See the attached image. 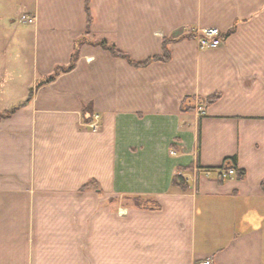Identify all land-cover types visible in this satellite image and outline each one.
I'll return each instance as SVG.
<instances>
[{"label": "crops", "instance_id": "crops-1", "mask_svg": "<svg viewBox=\"0 0 264 264\" xmlns=\"http://www.w3.org/2000/svg\"><path fill=\"white\" fill-rule=\"evenodd\" d=\"M86 3L0 0V264H264V0H88L37 84Z\"/></svg>", "mask_w": 264, "mask_h": 264}, {"label": "trees", "instance_id": "trees-1", "mask_svg": "<svg viewBox=\"0 0 264 264\" xmlns=\"http://www.w3.org/2000/svg\"><path fill=\"white\" fill-rule=\"evenodd\" d=\"M86 10H87L86 32L84 33V35L78 37L75 40L74 48H73V51H72L71 56H70V61L67 64H57L54 67L53 71L51 73H49L48 75H45L44 77H42L37 82V84H42L44 82H49V81L53 80L54 78H56V76L58 74H60L61 72L68 71V70H70V69H72L74 67V65L76 63V60H77V58L79 56L80 44L88 39V36H87L86 33H89V31L91 30L90 29L91 14H90V11H89L88 0H87V3H86ZM231 31H232V29L229 30V32H231ZM186 33H187L188 36H195V33L192 32V31H188ZM169 40H172V38H165L164 39V42H163V53L162 54L152 56L149 59H146V60L140 61V62L139 61H134L127 53H125L121 49H119L115 43L109 42L107 40V38L102 37L100 39L95 40V42L99 43L100 45L104 46L105 48H108L114 55L125 57L132 64L139 66V65H144V64L148 63L149 61H151L153 59H163V60L168 59L169 58V54H170L169 53V49H168V41ZM218 97H219V94L218 93H214V94L209 95L206 98V101H207V103H210V102H213L214 100H216ZM16 108H17V106H14V107H12L10 109H6V110L0 111V119L2 117L10 115ZM88 110H89V108L87 107V105H85L84 109H83L84 119H85V121L89 122V121L92 120V118L88 116ZM235 159L236 158L234 156H230V157L226 158V161L227 162L228 161L235 162ZM188 168H192V166H186V167L180 166L178 168V172L179 173H176L173 176V179H172V184L173 185L179 186L182 189H187L188 188L187 181L185 180V178L183 177V175L181 173L182 170L188 169ZM243 172H244L243 169H239L237 171L239 176H242L244 174ZM262 184H263V187H264V182ZM124 199H126L127 201H129L130 203H132L133 205H136V206H146V205L156 204L154 200L146 198V197H143V196H139V195H125Z\"/></svg>", "mask_w": 264, "mask_h": 264}, {"label": "built area", "instance_id": "built-area-1", "mask_svg": "<svg viewBox=\"0 0 264 264\" xmlns=\"http://www.w3.org/2000/svg\"><path fill=\"white\" fill-rule=\"evenodd\" d=\"M34 19L33 16L24 14L22 16V20L26 22H32ZM198 42L200 47L202 48H212L217 47L222 43V36L220 29L218 27L212 26L204 29L198 36H197ZM198 110H200L201 113H204L206 111V107L204 103L198 104ZM98 116V115H96ZM97 122H92L91 127L94 129L98 128ZM213 169L211 168H204L203 172L207 175H210ZM218 175L222 178L233 175L236 173V168L233 166L226 167V168H220L217 170ZM196 264H213L212 260L210 258L204 259L202 261L196 262Z\"/></svg>", "mask_w": 264, "mask_h": 264}]
</instances>
